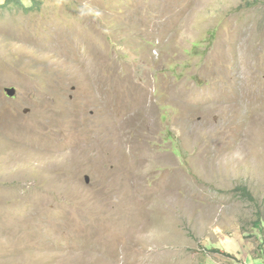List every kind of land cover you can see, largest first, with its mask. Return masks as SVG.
Masks as SVG:
<instances>
[{"label":"rangeland","instance_id":"obj_1","mask_svg":"<svg viewBox=\"0 0 264 264\" xmlns=\"http://www.w3.org/2000/svg\"><path fill=\"white\" fill-rule=\"evenodd\" d=\"M30 1L0 0V264H263L264 0Z\"/></svg>","mask_w":264,"mask_h":264},{"label":"bare ground","instance_id":"obj_2","mask_svg":"<svg viewBox=\"0 0 264 264\" xmlns=\"http://www.w3.org/2000/svg\"><path fill=\"white\" fill-rule=\"evenodd\" d=\"M88 140H90V138L88 139ZM83 142V141H82ZM85 142V141H84ZM89 143V142H88ZM92 143V142H91ZM85 144V146H86V151H87V153H89L88 151V149H89V145L87 146L86 145V143H84ZM93 144H91V146H92ZM90 146V147H91ZM70 153L74 156V158H75V156H77L78 158L79 157H81L82 155H83V153H84V150L83 149H79V150H76V149H74L73 147H71V150H70ZM89 155V154H88ZM90 158V157H89ZM89 158H88V156H87V154H86V158H85V160H86V162H87V164H89V162H90V160H89ZM205 159V158H204ZM205 161V160H204ZM94 198V197H93ZM90 202V201H89ZM91 204V203H90ZM99 205V204H98ZM103 208V207H102ZM102 208H100V209H102ZM90 209H91V207H90ZM102 211V210H101ZM112 215V214H111ZM116 218V217H115ZM114 220H116V219H114ZM124 221H126V220H124ZM136 221H134V223H135ZM126 223H128L127 221H126ZM125 223V224H126ZM125 224H124V226H125ZM123 225H121V227H122ZM128 226V225H127ZM133 227L135 226V224L134 225H132ZM114 228V227H113ZM123 228V227H122ZM129 228V227H128ZM132 228V227H131ZM130 228V229H131ZM124 229H127V227L125 228L124 227ZM106 253V252H105Z\"/></svg>","mask_w":264,"mask_h":264},{"label":"crops","instance_id":"obj_3","mask_svg":"<svg viewBox=\"0 0 264 264\" xmlns=\"http://www.w3.org/2000/svg\"><path fill=\"white\" fill-rule=\"evenodd\" d=\"M224 251L226 252V250H224ZM226 254L228 256H230V258H229L230 261L227 264H257V262L251 261L249 257H247V259H246L247 263H245L246 261L244 262L243 260H238L237 258L235 259V256L232 254H228L227 252H226ZM255 257L260 259L259 256H255ZM223 263H224V261H222L220 264H223ZM263 264H264V262H263Z\"/></svg>","mask_w":264,"mask_h":264},{"label":"water","instance_id":"obj_4","mask_svg":"<svg viewBox=\"0 0 264 264\" xmlns=\"http://www.w3.org/2000/svg\"><path fill=\"white\" fill-rule=\"evenodd\" d=\"M6 93L9 97H15L16 91L14 89H6Z\"/></svg>","mask_w":264,"mask_h":264},{"label":"trees","instance_id":"obj_5","mask_svg":"<svg viewBox=\"0 0 264 264\" xmlns=\"http://www.w3.org/2000/svg\"><path fill=\"white\" fill-rule=\"evenodd\" d=\"M32 2L33 1L31 0L30 3H32ZM13 3L16 4L15 1ZM17 3H20L22 6H24L25 0H17Z\"/></svg>","mask_w":264,"mask_h":264}]
</instances>
